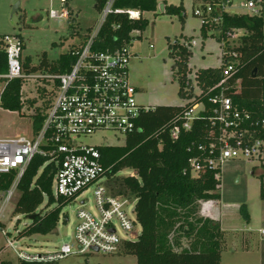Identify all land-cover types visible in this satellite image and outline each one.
Masks as SVG:
<instances>
[{
	"label": "trees",
	"instance_id": "1",
	"mask_svg": "<svg viewBox=\"0 0 264 264\" xmlns=\"http://www.w3.org/2000/svg\"><path fill=\"white\" fill-rule=\"evenodd\" d=\"M195 3L198 0H194ZM207 1V0H203ZM106 0H96L101 11ZM159 0H116L115 7L132 9L140 16L132 18L127 13L110 14L94 42V49L114 51L131 43L133 33L147 28L146 12L159 9ZM197 6V5H196ZM183 4H165V12L184 17ZM195 14V9H194ZM71 11H69V18ZM197 15V14H195ZM198 16V15H197ZM201 17V34L216 37L222 53H237L231 57L237 61V71L227 80L226 93L242 111L250 113V119L243 124L252 133L253 139H264V11L260 14H234L228 11H212ZM241 30L238 44H231L229 32ZM22 48L25 49L24 38ZM86 40V39H85ZM170 55L175 58L174 75L179 80V95L192 99L185 105H156L141 114V129L129 134L125 145L97 146L102 162L110 167L108 185L110 190L129 199H136L135 211L142 226L141 233L133 240L125 241L120 251L136 256L137 264H221L225 230L220 220L201 214L204 201L220 202L221 168H205L193 173L191 160L218 157V140L222 131L220 124L213 125L210 116L213 103L210 100L221 87L224 62L219 67L200 68L195 72V81L200 94L194 95V84L189 76V60L193 52L190 44L174 41L170 44ZM74 56L71 49L63 53L53 64L46 55L38 65L22 59L25 74L36 72H63L69 69ZM7 51L0 35V74L7 71ZM0 96V106L10 111H22L25 100L22 95L25 78L5 80ZM43 105L36 106L33 113V129L38 132L49 104L45 91L38 87ZM35 103L32 100L31 106ZM203 104L205 110L193 121L192 128H182L183 115L191 106ZM178 128L174 133L173 129ZM248 135V134H247ZM215 144V148L211 145ZM213 150V151H212ZM47 158L37 154L33 157L19 182L20 195L13 213L35 215L33 222L19 232L20 236L46 235L57 228L61 206L69 202L53 195L52 181L55 168L52 163L45 166ZM130 168L133 175L118 173ZM257 169V168H256ZM253 169L252 173L262 178L263 172ZM15 172L0 176V188H8ZM48 204L59 202V206L45 213L40 210L44 196ZM264 199V184L261 187ZM248 217V215H247ZM18 264H51L43 261H24Z\"/></svg>",
	"mask_w": 264,
	"mask_h": 264
},
{
	"label": "built area",
	"instance_id": "2",
	"mask_svg": "<svg viewBox=\"0 0 264 264\" xmlns=\"http://www.w3.org/2000/svg\"><path fill=\"white\" fill-rule=\"evenodd\" d=\"M67 1L60 0V9H51L49 16L68 18ZM115 2L106 0L98 25L90 31L83 44L71 49L74 60L63 72L25 74L19 35L3 36L8 67L5 73L0 74V79H40L43 83L39 87L50 101L38 132L33 129L31 135L0 139V176L15 172L11 185L0 188V229L5 236L8 235L4 226L20 195L19 182L37 154L47 158L43 166L52 163L55 168L52 189L57 199L70 202L82 197L77 211L79 223L74 242L63 243L53 251L39 254L17 249L15 241L7 237L19 260L53 262L71 254H112L118 252L125 241L133 240L140 234L136 199L114 194L108 185L111 168L103 164L97 145H86L77 140L98 130H113L126 136L135 133L141 129L138 123L141 114L151 107L137 102V90L129 80L131 53L128 46L114 51L94 49L95 39L110 14L127 13L132 18L141 15L137 10L116 8ZM214 10L256 15L264 11V0H198L195 14L204 16ZM240 31L229 32L230 38L241 35ZM236 56V52L222 54L225 64L223 79L217 85L221 89L210 99L214 105L210 120L213 125L220 124L222 128L218 140L219 155L204 161L192 159V171L196 174L205 168L219 169L225 160L245 156L257 160L256 167L263 172L264 184V139L251 138L252 133L243 128L246 120L250 119V113L240 110L226 93L227 80L237 71V61L231 58ZM204 110L203 104L188 108L183 115L182 128L190 130L193 121ZM261 125L264 128V119ZM177 130L176 127L173 132ZM215 146L211 145L212 148ZM92 186L95 212L84 208L87 201L83 196ZM208 205L209 201H204L202 209L206 210ZM66 220L69 221V218ZM118 228L126 235L122 236Z\"/></svg>",
	"mask_w": 264,
	"mask_h": 264
},
{
	"label": "rangeland",
	"instance_id": "3",
	"mask_svg": "<svg viewBox=\"0 0 264 264\" xmlns=\"http://www.w3.org/2000/svg\"><path fill=\"white\" fill-rule=\"evenodd\" d=\"M159 3L183 4L185 15L182 18L168 14L160 7L155 12L144 13L149 25L145 30L135 31L128 46L131 53L129 80L137 90L136 99L139 104L183 106L192 99L179 95L180 84L174 75L175 58L170 55V44L174 41L190 44L193 54L189 60V76L194 84V95L200 94L195 72L200 68L219 67L222 63V48L218 39L212 36L211 30L206 38L201 34V17L194 14L197 2L159 0ZM60 6V0H0V35L20 34L24 38V61L29 58L32 65H38L46 55L53 64L63 53L83 44L101 19L96 0H68L65 6L71 11L70 18H51L49 11L58 10ZM230 42L237 45L239 41L235 37L230 38ZM42 83L34 77L23 83L22 95L26 103L22 111L0 107V139L33 131V113L37 105H43L37 90ZM4 85L5 81L0 79V95ZM32 100L35 101L33 106L30 105ZM126 139V135L113 130H98L77 138L79 142L92 146H121L125 145ZM257 165V160L245 156L225 160L221 165L222 198L213 212L218 218L221 216L225 229L221 264H264L262 178L252 173ZM134 173L132 169L125 168L118 174L127 176ZM83 198L87 201L84 208L95 212L93 186ZM81 200L82 197L62 205L57 228L46 235L21 237L19 232L33 220L25 214L13 213L4 226L8 235L5 236L0 229V264H18L20 261L13 247L9 246L7 237L15 241L17 249L39 254L53 251L63 243L74 242ZM47 204L48 196L45 195L39 208L43 213L59 206L57 201ZM118 229L122 236L126 235ZM138 230L141 233V224ZM51 264H137V258L120 250L112 254L89 252L71 254Z\"/></svg>",
	"mask_w": 264,
	"mask_h": 264
},
{
	"label": "crops",
	"instance_id": "4",
	"mask_svg": "<svg viewBox=\"0 0 264 264\" xmlns=\"http://www.w3.org/2000/svg\"><path fill=\"white\" fill-rule=\"evenodd\" d=\"M223 54V53H222ZM198 86V85H197ZM199 87V86H198ZM198 95V94H197ZM200 106V105H199ZM1 107V106H0ZM25 107V106H24ZM33 113V112H32ZM31 113V114H32ZM32 124H33V121H32ZM31 131L32 130H30L27 134L25 133V135H31ZM218 203H220V202H216V201H212V200H210L209 201V205L207 206V209L205 210V209H202V212H201V214L202 215H204V216H209V217H211V218H214V219H217V220H220V222H221V225H222V228L224 229V225H223V222H222V218H221V216H219V218H218V216H216V215H214L213 214V212L215 211V209H216V206L218 205ZM225 230V229H224Z\"/></svg>",
	"mask_w": 264,
	"mask_h": 264
},
{
	"label": "water",
	"instance_id": "5",
	"mask_svg": "<svg viewBox=\"0 0 264 264\" xmlns=\"http://www.w3.org/2000/svg\"><path fill=\"white\" fill-rule=\"evenodd\" d=\"M18 6H19V3L16 5V8H17ZM159 7H160V9H161L162 11H165V4H164V3L160 4ZM29 218L33 220V219L35 218V215H31V216H29ZM94 250L97 251L98 249H97V248H94Z\"/></svg>",
	"mask_w": 264,
	"mask_h": 264
}]
</instances>
